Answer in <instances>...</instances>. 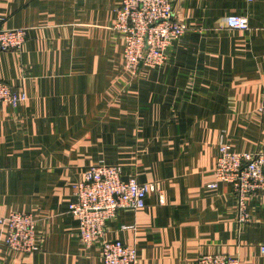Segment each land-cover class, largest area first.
Segmentation results:
<instances>
[{"label":"crops","instance_id":"0c3cea01","mask_svg":"<svg viewBox=\"0 0 264 264\" xmlns=\"http://www.w3.org/2000/svg\"><path fill=\"white\" fill-rule=\"evenodd\" d=\"M121 0H0L7 29H27L20 51L0 52V80L26 100L0 103V218L36 221L32 255L4 264H103L69 212L87 167L117 165L124 178L158 186L139 211L120 210L106 238L137 250L139 264H189L229 255L264 264V207L248 201L237 223L231 186L215 181L219 148L264 150V0H172L189 29L156 68L125 66L113 27ZM229 16L246 17L231 30Z\"/></svg>","mask_w":264,"mask_h":264},{"label":"built area","instance_id":"2783aa9c","mask_svg":"<svg viewBox=\"0 0 264 264\" xmlns=\"http://www.w3.org/2000/svg\"><path fill=\"white\" fill-rule=\"evenodd\" d=\"M226 26L231 30H247L249 21L246 17L229 16ZM113 27L124 34L125 66L134 76L140 74L141 67L163 65L169 47L189 29L175 14L172 0H121L114 11ZM27 37V29L4 28L0 18V52L20 51ZM25 100L24 93L0 80V103L15 107ZM259 113L264 116V94ZM213 174L215 181L208 186L230 185L237 201V223L248 224L251 217L248 199L258 198L264 207V150L234 152L223 144ZM155 190L158 191V186L139 183L134 176L125 179L120 166L99 163L88 167L83 179L73 185L74 201L69 205V212L79 222L81 243L85 247L98 243L103 264H139L134 247L106 238V223L120 210L144 209L148 194ZM0 226L5 228L3 244L10 252L32 255L37 251L36 221L31 214L13 212L0 218ZM0 264H4L1 258ZM189 264L243 263L232 256L204 255Z\"/></svg>","mask_w":264,"mask_h":264},{"label":"rangeland","instance_id":"374dc122","mask_svg":"<svg viewBox=\"0 0 264 264\" xmlns=\"http://www.w3.org/2000/svg\"><path fill=\"white\" fill-rule=\"evenodd\" d=\"M260 107V106H259ZM259 110V109H258ZM90 167V166H89ZM88 168V167H87ZM85 173V172H84ZM249 200V199H248ZM78 236H79V234H78ZM79 240H80V238H79ZM227 256H229V255H227Z\"/></svg>","mask_w":264,"mask_h":264}]
</instances>
